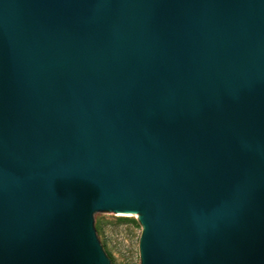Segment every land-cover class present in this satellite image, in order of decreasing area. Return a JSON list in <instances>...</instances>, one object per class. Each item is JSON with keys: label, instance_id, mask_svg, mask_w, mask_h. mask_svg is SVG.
<instances>
[{"label": "water", "instance_id": "95a60500", "mask_svg": "<svg viewBox=\"0 0 264 264\" xmlns=\"http://www.w3.org/2000/svg\"><path fill=\"white\" fill-rule=\"evenodd\" d=\"M264 264V0H0V264Z\"/></svg>", "mask_w": 264, "mask_h": 264}, {"label": "rangeland", "instance_id": "374dc122", "mask_svg": "<svg viewBox=\"0 0 264 264\" xmlns=\"http://www.w3.org/2000/svg\"><path fill=\"white\" fill-rule=\"evenodd\" d=\"M99 229L106 238L111 264H140L139 242L143 226L136 214L97 212Z\"/></svg>", "mask_w": 264, "mask_h": 264}]
</instances>
